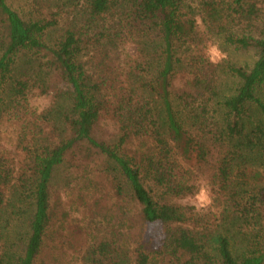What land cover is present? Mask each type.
I'll return each mask as SVG.
<instances>
[{"label": "trees", "instance_id": "16d2710c", "mask_svg": "<svg viewBox=\"0 0 264 264\" xmlns=\"http://www.w3.org/2000/svg\"><path fill=\"white\" fill-rule=\"evenodd\" d=\"M32 6L20 14L0 0V124L17 125L21 157L0 152V264H42L66 164L96 220L78 264H264V0ZM215 38L256 60L209 63ZM33 92L49 100L41 114ZM201 176L214 195L205 212L186 202ZM149 225L162 231L153 249Z\"/></svg>", "mask_w": 264, "mask_h": 264}, {"label": "rangeland", "instance_id": "374dc122", "mask_svg": "<svg viewBox=\"0 0 264 264\" xmlns=\"http://www.w3.org/2000/svg\"><path fill=\"white\" fill-rule=\"evenodd\" d=\"M53 5L57 0H6L7 4L12 9L17 10L20 14L27 13L33 9L34 3H39L35 9H44L48 3ZM200 35L205 37L203 25H198ZM218 43L223 51L224 58L222 60L235 63L238 66L251 67L256 60L255 53L237 52L230 47L223 44L219 38L209 39L204 43L203 55L208 59L207 49L211 44ZM125 51L129 55H134L135 47L127 45ZM221 60V61H222ZM222 92L229 93L232 87V79L221 77ZM31 110L30 112L41 114L49 107V100L47 98L38 96L36 92L28 95ZM28 118L33 120L35 116L31 113ZM103 130L110 133L112 128L109 126L103 127ZM18 127L12 120L5 118L0 124V152L5 154L10 160L14 159L15 163H19L21 157L17 155L15 149ZM65 166L57 169L54 173L51 184V197L54 210V226L55 233L52 242L47 243V251L41 258L42 264H78L79 253L84 246L83 241H88L91 235H94V226L96 220H91L90 211L93 212L92 200L89 199L88 192L83 193L81 183L78 179V173L71 168ZM97 181L103 183L105 188L107 184L97 175H90ZM198 182V192L192 198L186 200L187 204L194 205L196 198L200 194L202 188L207 187L206 179L201 176ZM85 194V196H84ZM88 197V198H87ZM123 228L127 232L134 233L132 224L128 216L122 218ZM142 235V241L149 249L156 247L162 238V231L158 225L145 226Z\"/></svg>", "mask_w": 264, "mask_h": 264}, {"label": "clouds", "instance_id": "9594fccd", "mask_svg": "<svg viewBox=\"0 0 264 264\" xmlns=\"http://www.w3.org/2000/svg\"><path fill=\"white\" fill-rule=\"evenodd\" d=\"M195 23L197 25H202V20L199 18H194ZM208 60L209 63H219L224 58V53L219 47L218 43L211 44V47L207 50ZM211 186L208 185L205 188H202L200 190L199 196L196 198V203L193 206L194 210L197 212H205L212 210L213 208V202H214V195L211 192Z\"/></svg>", "mask_w": 264, "mask_h": 264}]
</instances>
